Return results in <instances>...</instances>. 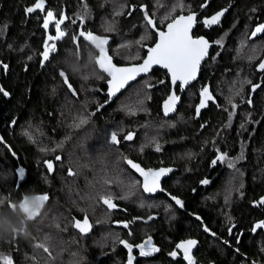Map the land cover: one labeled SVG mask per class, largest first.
<instances>
[{
  "label": "trees",
  "instance_id": "16d2710c",
  "mask_svg": "<svg viewBox=\"0 0 264 264\" xmlns=\"http://www.w3.org/2000/svg\"><path fill=\"white\" fill-rule=\"evenodd\" d=\"M37 2L0 0V89L8 93L0 92V257L11 255L14 264H115L110 252L95 259L97 250H91L88 236L73 244L66 240L69 233L60 237L59 231L68 228L70 212L81 208L76 215H89L93 206L101 205L102 196L115 199V191L118 199L124 197L122 205L129 213H159L148 229L163 251L176 239L193 236L199 241L196 258L204 264H264V233H251L252 223L264 218V70L258 67L264 58V33L249 39L253 28L264 22V0H44L43 10L28 13ZM202 5L193 34L204 35L212 46L199 78L182 92L175 115L166 116L161 109L169 77L160 68L104 102L106 76L96 66L97 51L82 38L75 44L73 37L80 31L111 36L115 63H136L155 42L157 30ZM48 11L56 20L64 18L65 35L48 41L57 50L45 61V42L56 35V21L43 27ZM222 11L218 23L205 25V19ZM146 16L156 28L148 25ZM253 85L260 87L253 92ZM205 87L213 99L197 114ZM89 109H94L92 124L84 126L83 134L73 130L68 121ZM109 124L118 129L120 143L132 145L126 149L116 144L123 150L116 154L101 143L102 129ZM129 133L132 140L125 139ZM82 137L86 143L94 141L93 148L80 147ZM62 142H69L65 150L59 146ZM77 149L78 157H88L91 150L88 164L94 172L85 171L76 185L67 182L57 160L47 172V154L58 153L69 162ZM122 153L144 168L172 167L163 189L148 194L128 164L110 171L99 162L105 157L118 160ZM221 156L225 159H218ZM213 159L217 163L210 168ZM44 194L49 199L34 219L8 207L9 202L19 205L25 196ZM173 197L182 202V209ZM141 200L148 211L140 210ZM46 237L51 255L36 247ZM159 260L182 264L165 260L163 252Z\"/></svg>",
  "mask_w": 264,
  "mask_h": 264
},
{
  "label": "snow or ice",
  "instance_id": "6c2138e0",
  "mask_svg": "<svg viewBox=\"0 0 264 264\" xmlns=\"http://www.w3.org/2000/svg\"><path fill=\"white\" fill-rule=\"evenodd\" d=\"M44 0H38L34 7H29L26 9L28 13L34 12L36 9L43 10ZM183 8V5H179ZM223 15V11L217 13L216 15L212 16L210 19H205V25H212L219 22L220 17ZM195 14H189L187 16L180 15L174 19L170 23L167 24L166 31H159V40L155 43L154 47L148 49L147 58L144 59L143 63L140 65L130 66V67H117L112 62L111 56L108 55L106 51V45L108 44L107 38H102L97 35H94L92 32L85 33L84 31H80L79 35L73 37V42L78 45L80 38L84 41H90L95 47L99 50V55L96 57L95 62L98 64L99 68L107 74L109 79L107 80L108 85V95L109 98L115 96L121 89H123L126 85L129 84L130 81L135 80L136 77L141 73H147L151 69L153 65H160L163 68L167 69L168 73H170L171 81L173 85L176 84L177 81L181 82V86L186 85L190 80L195 79L197 70L199 68L200 62L204 59V57L208 53L209 48V41L205 38H193L191 35V29L195 22ZM54 19V14L52 11H48L47 15L44 19L43 27L47 29L49 24ZM147 23L152 28H156L155 21L147 17ZM64 23V18L56 20L55 22V29L56 35L52 36L49 35L47 41L45 42L44 51L42 53L43 60L47 61L49 59V54L51 52H55L57 50V46L55 43L49 45L48 41H58L64 35L65 32L61 30V25ZM264 33V24L258 25L254 31L251 33V37H256L257 34ZM217 44L220 41L216 42ZM7 66L5 65V68ZM259 69L264 70V62L259 64ZM60 75L64 77V83L68 87V89L72 92L73 95H77L75 89L73 88L72 84L69 82L68 78L66 77L64 72H61ZM248 83H251L248 81ZM260 85H253L252 91L255 92ZM0 92H3L5 96L8 95L6 91L0 89ZM213 97L209 92L207 87L203 88L201 91V102L197 107L196 111L199 114L201 108L206 106V102L208 100H212ZM179 100V97L175 95L173 92L172 95L169 96L168 100L165 101L164 104V111L165 115L175 109L176 102ZM251 103V100H249ZM233 108L236 105H232ZM85 123L84 120H81V124ZM243 127V125H242ZM125 139L132 140L133 134L129 133ZM111 142L112 143H119L117 133L113 131L111 133ZM159 150V147H157ZM55 159L57 161L61 160L60 156H56ZM218 159L223 160L225 159L224 156L218 157ZM127 164L134 169L136 172H139L140 175L143 177V191L146 193H154L159 189V182L160 177L165 175L170 169H160L156 170H147L145 171L143 168L140 167L139 164L134 163L131 160L126 161ZM47 164V169L49 172L54 170V165L52 161H45ZM216 161H213L215 164ZM232 166L231 164L229 165ZM68 174L70 176L75 175V173L69 169ZM20 178H23V170L21 169L19 172ZM107 183V182H106ZM203 183H207V181H203ZM49 197L47 194L35 196L29 198L25 196L19 205L15 203H8V207L15 211L19 208L22 211L27 219H34L36 216L39 215V209L43 206L44 202L47 201ZM104 205L107 206L108 209H115L117 208V204L114 203L113 197L111 195H105L100 198ZM178 205L182 206V203L176 197H173ZM4 201L0 200V204H3ZM261 204H264V199L260 201ZM73 226L79 230L80 233L86 234L91 229V224L87 215H85L83 221L75 220ZM127 227V224H124ZM257 229H264V221L257 222L254 227L253 231ZM207 231V229H205ZM13 233L19 235V230L12 229ZM231 232V229H229ZM214 235V234H213ZM15 238V236L13 237ZM47 237L45 238V242L37 243L36 247L43 249L45 253L51 255L49 248L46 246ZM129 249V253H131L132 245L127 244L125 241H121ZM195 240H188L182 242L177 245L178 249H181L184 254V259L188 261V264H194L193 258L191 256V249L196 245ZM150 241L147 244L139 245L140 255L141 256H149L153 252L158 251L159 249L155 247L148 246ZM171 256H177V252H172ZM3 264H14V260L12 259L11 255H3L2 257ZM128 264H133V258L131 255L129 256Z\"/></svg>",
  "mask_w": 264,
  "mask_h": 264
},
{
  "label": "flooded vegetation",
  "instance_id": "af4514ba",
  "mask_svg": "<svg viewBox=\"0 0 264 264\" xmlns=\"http://www.w3.org/2000/svg\"><path fill=\"white\" fill-rule=\"evenodd\" d=\"M53 20L56 21L55 16H54ZM52 43H54V42L49 43V45ZM2 67L4 69H6L4 66H2ZM169 91H170V82H169ZM176 91H177V93L179 92V85L176 86ZM105 94L106 95H105V101L104 102H109L108 101L109 97L106 93V88H105ZM104 102H103V104H104ZM80 113L83 115V117L81 114H77L74 119H70L68 121V125H71L73 130H76L79 132H81L84 129V126L92 124V122L94 120V118H93L94 117L93 116L94 109L80 110ZM80 118H85V120H84L85 123L81 124V121H79ZM102 130L104 131V135L100 137L102 139L101 143L105 144L107 146V148L112 150L113 152L119 153V152L123 151V150H121L122 148L121 149L115 148L116 144H119L120 147L123 146L126 149H127L128 145H132V143L129 141H126L125 143H123V142L122 143L119 142V143H115V144L112 143L111 142V133L113 131H115L117 133L118 129L112 128L110 126V124L105 126V128ZM126 131H125V133H126ZM81 133L83 134L84 132H81ZM67 139L70 140L71 137L66 138V140ZM86 142H87L86 138L82 137V141H81V143H79V146L81 144L80 147L84 146L85 148H88V149L93 148L92 146H93L94 141L88 142L89 144ZM68 145H69V142L59 143V146L63 150H65L68 147ZM137 148L141 149L140 146ZM78 151H79V149L75 150L76 155L72 161L68 162V161L63 160L62 158H61V160H59V162L61 163L60 166L65 170V176L69 178V180L67 182L72 181V183L74 182L75 185L78 184V182L81 179H83V177L85 176V171L92 173L96 170L95 167H91L88 164V161H89L90 156L92 154L91 150H89V156L88 157L80 156L81 158L78 157ZM56 156H59V154L58 153H51V154H47V156L43 159V165H45V169L47 170V172H49V171L47 169V164L45 163V161H52L54 168H55V162H56L55 157ZM117 159L118 160H113V159H109L108 157H105V159H103V160L100 159L101 161H99V162H101V163L105 162L110 171H115L116 168L125 167L127 165V162H126L127 160H131L134 163L139 164V162H137L135 159L128 158L126 153H122L121 157L117 158ZM214 160L216 161V159L211 160L210 168L215 167V164L217 163V161L215 164H213ZM118 162H122V165H116V164H118ZM140 167L143 168L145 171L149 170L148 168H144L142 165H140ZM164 168H172V167H157V168H151V170L164 169ZM69 169H71L75 173V175L70 176L68 174ZM130 169H132V168L130 167ZM132 170L134 173H136L134 169H132ZM49 173H51V172H49ZM136 175L139 177V175L137 173H136ZM72 177L76 178L77 180L73 181ZM167 177L163 178L161 184L159 185V189L157 191L163 189V181ZM140 181H141V187H142L141 178H140ZM133 182L134 183L137 182L136 178H133ZM114 187L117 188V186H114ZM142 190H143V187H142ZM65 194L71 195V192L67 190V192H65ZM148 194H150V193H148ZM114 195H115V197H114L115 199H113V201H114V203L117 204V208L108 209L107 206L104 205L102 203V200L100 199L101 205L93 206V208L89 210L90 214L87 215L89 222L91 224V229L89 232H87L86 234L80 233L79 230L73 226L74 219L83 221V219L85 217V214H82L81 216L76 215L79 211H82L81 208H76L75 211H72L69 214L68 219L69 220L71 219V221L68 222V228L67 229H63V228L61 229V227H59V231L62 233L60 235V237H62V235H65V233L66 234L69 233L67 235V236H69V238H67L66 240L68 242L76 244V242H78L79 239L84 238L85 236H88V238H91L93 241V245H91V250L92 249L97 250V253L95 255V259L99 260L102 257H104L107 252H110V254H112L113 256H116V257H114L115 258L114 259L115 264H128V260H129L130 255L133 258V264H138V263H140V264H160L159 263V261H160L159 255L162 252L165 254V260H169L171 262H181L182 264H188V261L184 259L183 252L178 250L176 248V245L179 241H182V240L196 239L197 247L194 250V252L192 253L193 262H194V264H204L202 262H199L198 259L196 258V251H197V248L199 246V241L196 237H193V236L180 237V238L176 239L175 241H173L170 248L163 251L161 244L156 240V238L154 236V231H152L151 229H148L150 222L153 219H156L158 217L159 213H155V212L151 211L150 213H146L147 215L145 217H143L142 215L140 216L139 215L140 213L131 214L128 212V208L122 205V203H124V201H125L124 197L122 196L121 199H118L115 191H114ZM29 198H32V197H29ZM45 202H44V204H45ZM118 202L121 204H119ZM44 204L39 209V214H40V211H42ZM137 206H138V204H137ZM182 208H183V204H182V206L181 205L177 206V209H179V210ZM149 209H150V207H144L142 200H141L140 210L148 211ZM20 215H23L24 218L27 219L25 214L22 211H20ZM36 217H38V216H36ZM262 220H264V218L257 220V221H262ZM257 221L252 223V228H251L252 234H255L257 232H263L264 233V229H257L256 231L252 230L254 225L257 223ZM124 224H127V227H125ZM142 227H144V228H142ZM202 227H203V229H205L204 225H202ZM138 228H140L141 230H138ZM238 232L240 233V231H238ZM65 236H64V238H66ZM60 240L63 241L61 238H60ZM121 241H125V242H127V244L132 245L131 253H129V249L127 247H125V245L123 243H121ZM149 241H150V244H148V246L155 247L159 250L153 252L149 256H141L140 255V249L138 246L141 244H147V242H149ZM120 251H121V255H118V253H120ZM174 251L177 252V256H175V257L170 255ZM90 255H92V257L94 256V254H90ZM117 257H119V259Z\"/></svg>",
  "mask_w": 264,
  "mask_h": 264
},
{
  "label": "water",
  "instance_id": "95a60500",
  "mask_svg": "<svg viewBox=\"0 0 264 264\" xmlns=\"http://www.w3.org/2000/svg\"><path fill=\"white\" fill-rule=\"evenodd\" d=\"M200 11H201V9H200L199 11H195V12L193 11V12H189V13H186V14H180V15L187 16V15H189V14L194 13L196 18H195V22H194V24H193V27H192V29H191V35L193 36V38H200V37H203V38H205L207 41H209V40L207 39V37H205L204 35H194V34H193V31H194V29L196 28L197 23H198V22H197V16H198V14H199ZM180 15H178V16H180ZM178 16H177V17H178ZM256 27H257V26H256ZM256 27H255V28H256ZM255 28H254V30H255ZM166 30H167V25H166V27H165L163 30H158V31H157V38H156L155 43L158 42V40H159L158 32H159V31H166ZM254 30H253V31H254ZM93 34H94V35H97V36H99V37L107 38V39H108V44L106 45V51H107L108 55L111 56V54H110V50H109V45H110L112 39H111L110 37L106 36V35H99V34H95V33H93ZM261 34H262V33L257 34V36H259V35H261ZM250 37H251V35H250ZM88 42H89V44L94 48V50L97 51V56H96V57H98V55H99V50H98V49L95 47V45H93L90 41H88ZM209 45H210V46H209V48H208V53H207V55L204 57V59H205V58L208 56V54H209L210 47H211L210 41H209ZM154 46H155V44L152 45L151 47H154ZM151 47H150V48H151ZM148 49H149V48H148ZM148 49H147V53H146L145 57H144V58L142 59V61L139 62V63H134V64H117V63H115V61L113 60V57L111 56V58H112V62H113V64H115L117 67H130V66L140 65V64L143 63L144 59L147 58V55H148ZM50 55H51V53L49 54V57H50ZM95 59H96V58H95ZM204 59L200 62V65H199V68H198V70H197V73H196V77H195V79L198 77V74H199V71H200L199 69H200V66L202 65ZM95 63H96V62H95ZM96 66H97V68L99 69V71L102 72V73L106 76L107 79H106V81H105V84H106L107 89H108L107 80L109 79V77L107 76L106 73H104V72L99 68L98 64H96ZM155 68H160V69L165 70V71L167 72V74L169 75V78H170V81H171L170 73H168L167 69L163 68V67L160 66V65H153V66L151 67V69L149 70V72H150L151 70L155 69ZM149 72H147V73H149ZM147 73H141V74H139V75L136 77V79L130 81L129 84H131L132 82H134V81H136L137 79L141 78L142 76H144V75L147 74ZM195 79L190 80L186 85L181 86V89L184 90L185 87L188 86V85H190ZM178 83L181 84V82L177 81L176 84H178ZM129 84H128V85H129ZM171 84H173L172 81H171ZM176 84H175V85H176ZM128 85H126L123 89H121L120 92H122V91H123ZM173 91H174V90L172 89V90H171V93L168 94L167 97H166V98L163 100V102H162V109H163V112H164V113H165V111H164V104H165V101L168 100L169 96L173 94ZM120 92H118L115 96H117ZM174 93H175V92H174ZM175 95H176V94H175ZM176 96H177V95H176ZM113 97H114V96H112L111 99H112ZM178 97H179V96H178ZM180 100H181V98H179V100L176 102L175 109H174L173 111L169 112L167 115H173V114L176 112V110H177V106H178V104L180 103ZM164 169H170V170L172 171V168H164ZM158 170H160V169H157L156 171H158ZM171 171H168L165 175H162V176L160 177L159 185L161 184L163 178L167 177V176L171 173ZM135 172H136V171H135ZM136 173H137V174L139 175V177L141 178V180H142V184H143V177L140 175L139 172H136ZM262 221H264V220H262ZM257 222H260V221H257ZM188 240H195V241H196V239H186V240L179 241V242L177 243V245L180 244V243H182V242L188 241ZM196 242H197V241H196ZM177 245H176V248H177ZM196 247H197V243H196V245L191 249V253H190L191 256H192V253L194 252V250L196 249ZM177 249H178V248H177ZM178 250H180L181 252H183L181 249H178Z\"/></svg>",
  "mask_w": 264,
  "mask_h": 264
},
{
  "label": "bare ground",
  "instance_id": "6f19581e",
  "mask_svg": "<svg viewBox=\"0 0 264 264\" xmlns=\"http://www.w3.org/2000/svg\"><path fill=\"white\" fill-rule=\"evenodd\" d=\"M202 8H203V5H202L197 11H199L200 9L202 10ZM192 12H193V11H192ZM194 12H195V11H194ZM200 13H201V11L199 12L198 16L200 15ZM181 14H186V13H181ZM179 15H180V14H179ZM177 16H178V15H177ZM177 16H176V17H177ZM198 16H197V22H198ZM176 17H174V18H176ZM174 18H173V19H174ZM171 21H172V20H171ZM171 21H169L168 23H170ZM168 23H167V24H168ZM167 24H166V25H167ZM260 24H264V22H263V23H260ZM260 24H258V25H260ZM166 25H165V27H166ZM258 25H256V26H258ZM256 26H255V27H256ZM165 27H164V28H165ZM255 27H254V28H255ZM164 28H163V29H164ZM254 28H253V30H254ZM163 29H159V30H163ZM253 30H252V31H253ZM157 31H158V30H157ZM252 31H251V33H252ZM92 33H93V32H92ZM251 33H250V35H251ZM95 34H97V33H95ZM262 34H263V33H262ZM262 34H261V35H262ZM250 35H249V39H251V40H253V39H255V38L261 36V35H259V36H256V37H250ZM106 36H108V35H106ZM108 37H110V38L112 39L111 36H108ZM156 38H157V32H156ZM207 39H208V38H207ZM155 41H156V39H155ZM87 42H88V41H87ZM88 43H89V42H88ZM154 44H155V42H154L152 45H154ZM210 44H211V42H210ZM152 45H151V46H152ZM151 46H150V47H151ZM211 46H212V44H211ZM150 47H148V48H150ZM148 48H147V49H148ZM147 49H146V50H147ZM210 50H211V47H210ZM146 53H147V51H146ZM209 54H210V51H209ZM209 54H208V56L204 59V61L209 57ZM145 55H146V54H145ZM145 55H144V57H145ZM96 56H97V55H96ZM96 56H95V58H96ZM144 57H143V58H144ZM143 58H142V59H143ZM141 61H142V60H141ZM141 61H139V62H141ZM204 61H203V63H204ZM263 61H264V58H263V60H262L261 62H263ZM139 62H136V63H139ZM203 63H202V65H203ZM130 64H134V63H130ZM202 65L200 66V69H199L200 71H199L198 77H197V78H196L191 84H193V83L199 78L200 73H201V67H202ZM150 72H152V70H151ZM150 72H149V73H150ZM149 73H147V74H149ZM166 73H167V72H166ZM147 74H145V75H147ZM145 75H144V76H145ZM167 75H168V74H167ZM168 77H169V75H168ZM169 82H170V91H169L168 94H170V93H171V90L173 89V90H174L173 92H175V94H176L177 96H179V98H182V97H181L182 92H184V90H185L188 86L191 85V84H190V85L186 86L185 89L182 90V89H181V84H179V83L176 84V85L171 84L170 78H169ZM177 85H179V92H178V93H177V91H176V86H177ZM124 90H125V89H124ZM106 93H107V95H108V89H107V86H106ZM120 93H121V92H120ZM120 93H119V94H120ZM168 94H167V95H168ZM108 97H109V95H108ZM115 97H116V96H114L112 99H111V98H108V101H113V100L115 99ZM166 97H167V96H166ZM166 97H165V98H166ZM165 98H164V99H165ZM164 99H163V100H164ZM162 102H163V101H162ZM180 102H181V100H180ZM179 104H180V103H179ZM179 104H178V106H179ZM178 106H177V109H178ZM161 109H162V103H161ZM162 112H163V109H162ZM176 112H177V110H176ZM176 112H175L173 115H175ZM163 114L165 115L164 112H163ZM173 115H166V116H173ZM235 128H236V127H235ZM235 130H236V129H235ZM233 191H234V190H233ZM102 203H103V202H102ZM256 256H257V255H256ZM240 263H241V262H240Z\"/></svg>",
  "mask_w": 264,
  "mask_h": 264
},
{
  "label": "rangeland",
  "instance_id": "374dc122",
  "mask_svg": "<svg viewBox=\"0 0 264 264\" xmlns=\"http://www.w3.org/2000/svg\"><path fill=\"white\" fill-rule=\"evenodd\" d=\"M88 144H89V143H88ZM80 146H81V144H80ZM74 189H75V188H73L72 190L74 191ZM51 213H52V212H51ZM51 213H50V214H51Z\"/></svg>",
  "mask_w": 264,
  "mask_h": 264
}]
</instances>
